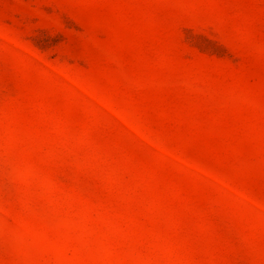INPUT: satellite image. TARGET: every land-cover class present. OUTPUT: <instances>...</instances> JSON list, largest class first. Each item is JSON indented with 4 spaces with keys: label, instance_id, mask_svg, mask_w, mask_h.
I'll return each mask as SVG.
<instances>
[{
    "label": "rangeland",
    "instance_id": "rangeland-1",
    "mask_svg": "<svg viewBox=\"0 0 264 264\" xmlns=\"http://www.w3.org/2000/svg\"><path fill=\"white\" fill-rule=\"evenodd\" d=\"M0 264H264V0H0Z\"/></svg>",
    "mask_w": 264,
    "mask_h": 264
}]
</instances>
